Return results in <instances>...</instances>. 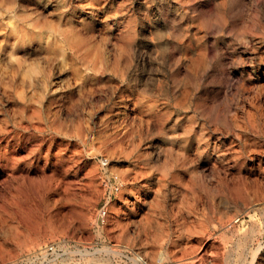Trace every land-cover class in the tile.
<instances>
[{"label": "rangeland", "instance_id": "374dc122", "mask_svg": "<svg viewBox=\"0 0 264 264\" xmlns=\"http://www.w3.org/2000/svg\"><path fill=\"white\" fill-rule=\"evenodd\" d=\"M256 244L264 264V0H0V264Z\"/></svg>", "mask_w": 264, "mask_h": 264}, {"label": "bare ground", "instance_id": "6f19581e", "mask_svg": "<svg viewBox=\"0 0 264 264\" xmlns=\"http://www.w3.org/2000/svg\"><path fill=\"white\" fill-rule=\"evenodd\" d=\"M108 203H109V202H108ZM255 230H257V229H255ZM253 231H254V228H253ZM257 231H258V230H257ZM257 231H256V232H257ZM254 232H255V231H254ZM253 234H254V233H253ZM257 234H258V233H257ZM258 237H260V236H258ZM250 238H251V237H250ZM255 238H256V237H255ZM246 240H247V239H246ZM252 240H253V239H252ZM239 241H240V240H239ZM249 242H250V240H249ZM251 243H252V241H251ZM246 244H247V243H246ZM249 244H250V243H249ZM249 244H248V245H249ZM258 244H259V243H258ZM256 246H257L258 248L255 247L256 250H255L254 252L252 251V252H253V255H252L253 257L250 258V259H252L251 264H252V262L255 260V258H257L256 256H257L258 252L260 251V249L262 248L261 245H257V244H256ZM251 248H252V247H251ZM262 249H263V248H262ZM250 251H251V250H250ZM247 253H248V252H247ZM245 255H246V254H245ZM258 257H259V256H258ZM241 261H242V260H241ZM255 261H256V260H255ZM249 262H250V261H249ZM134 263H135V261H134ZM138 263H139V262H138ZM136 264H137V263H136ZM248 264H249V263H248Z\"/></svg>", "mask_w": 264, "mask_h": 264}, {"label": "built area", "instance_id": "2783aa9c", "mask_svg": "<svg viewBox=\"0 0 264 264\" xmlns=\"http://www.w3.org/2000/svg\"><path fill=\"white\" fill-rule=\"evenodd\" d=\"M105 214V213H104Z\"/></svg>", "mask_w": 264, "mask_h": 264}]
</instances>
